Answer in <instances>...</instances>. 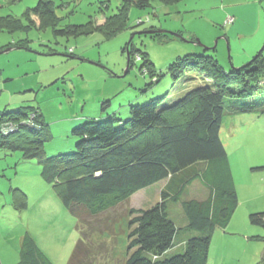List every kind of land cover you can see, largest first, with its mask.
<instances>
[{
    "label": "rangeland",
    "instance_id": "rangeland-1",
    "mask_svg": "<svg viewBox=\"0 0 264 264\" xmlns=\"http://www.w3.org/2000/svg\"><path fill=\"white\" fill-rule=\"evenodd\" d=\"M54 1L58 5L56 13L61 18L59 29L70 24H86L91 19L99 24L106 16L114 14L121 2ZM38 2L0 0V15L23 18L25 11ZM104 3L109 6L101 10ZM140 20L142 24H138ZM24 24L31 26L28 20H24ZM152 26L178 36L139 34ZM131 39L135 48L143 52V58L135 55L129 68L126 47ZM20 40L28 46L0 53V129L3 111L38 107L49 124L47 154L71 153L75 151L78 137L72 128L68 130L70 119L65 118L93 116L114 109L120 111L136 97L137 104L160 96H164L163 103H171L188 91L208 84L210 79L192 71L173 81L168 69L185 55H212L230 70L246 64L260 50L264 54V0H180L168 7L155 1L148 8L133 6L129 11V27L110 39L100 32L77 37L56 35L51 28L42 30L35 26L15 34L0 31V47ZM146 59L158 73V81L143 67ZM182 88L185 90L180 96ZM262 96L264 87L257 95L225 99L220 136L228 152L239 205L227 228L214 232L208 264H262L264 229L249 220L250 213L264 211ZM105 98L111 99V104L102 112ZM117 114L121 117L119 112ZM200 186L194 183L185 197L199 196ZM160 187L161 183L153 185L148 189L151 193L148 196L147 190L137 192L127 203L119 205L113 219L106 223L103 221L106 219L101 218L102 228L111 224L112 229L93 236L95 257L89 259L92 264H124L129 232L127 211L130 207L147 209L154 205L161 199ZM17 189L27 195L26 208L14 202L20 197ZM171 218L180 230L175 241L180 236L199 234L186 228L185 215L172 214ZM97 223L93 221L95 226ZM26 234L36 240L53 264H67L80 237L77 218L62 204L52 185L43 179L39 162L25 157L22 151L0 147L2 264L20 261L21 241ZM181 251L175 246L168 255Z\"/></svg>",
    "mask_w": 264,
    "mask_h": 264
},
{
    "label": "trees",
    "instance_id": "trees-1",
    "mask_svg": "<svg viewBox=\"0 0 264 264\" xmlns=\"http://www.w3.org/2000/svg\"><path fill=\"white\" fill-rule=\"evenodd\" d=\"M120 1L117 11L106 16L102 24L91 19L86 24L59 29L58 5L54 0H39L25 11L23 18L0 15V31L15 34L35 26L42 30L51 28L56 35L77 37L100 32L110 39L129 27L131 7L148 8L155 1L168 7L180 0ZM103 5L101 10L109 6ZM24 20L31 26L27 27ZM142 23L140 20L138 24ZM134 45L132 39L126 47L129 68L135 55L143 58V52ZM18 46L28 45L20 40L0 50ZM150 66L146 59L143 67L158 81V73ZM189 71L205 75L209 83L171 103H163L164 96H160L137 104L136 97L129 100L125 109L106 111L111 99L105 98L101 111L106 112L85 116L73 126L78 141L71 153L47 154L45 144L50 130L40 108L21 107L1 114L0 147L22 151L25 157L36 159L42 166L43 179L77 218L80 237L67 264H92L89 259L95 257L93 236L112 229L111 224L102 228L101 218L106 219L104 222L113 219L119 205L127 203L137 192H148L157 183L162 184L159 201L147 209L130 207L127 211L129 232L124 264H208L214 232L227 228L239 205L228 152L220 136L225 99L258 94L264 87V54L260 50L246 64L226 70L215 56L189 53L168 69L174 82ZM8 124L16 128L9 131ZM196 182L201 185L200 195L185 197ZM17 191L20 197L15 204L26 208L27 195ZM183 213L186 228L199 234L180 236L175 241L180 230L171 216H184ZM94 220L98 221L96 226ZM249 220L264 229V211L250 213ZM175 246L182 251L168 255ZM261 262L264 264V255ZM17 264L53 263L36 240L26 234Z\"/></svg>",
    "mask_w": 264,
    "mask_h": 264
},
{
    "label": "water",
    "instance_id": "water-1",
    "mask_svg": "<svg viewBox=\"0 0 264 264\" xmlns=\"http://www.w3.org/2000/svg\"><path fill=\"white\" fill-rule=\"evenodd\" d=\"M155 33H170V34H172V35H174L176 37L178 36L176 33H172V32H169V31H164V30H158V29H149V30H145V31L139 32V34H155ZM130 41H132V39ZM199 44L202 45L201 42H199ZM19 48H21V47H19ZM12 49H13L12 47H9V48H7L5 50H2V52H0V53L7 52V51H10ZM213 49H215V46L213 47ZM128 57H129V53H128Z\"/></svg>",
    "mask_w": 264,
    "mask_h": 264
},
{
    "label": "crops",
    "instance_id": "crops-1",
    "mask_svg": "<svg viewBox=\"0 0 264 264\" xmlns=\"http://www.w3.org/2000/svg\"><path fill=\"white\" fill-rule=\"evenodd\" d=\"M104 21H105V19H103L99 24L104 23ZM184 90H185V88H182L181 89L180 96H181V94H182V92ZM84 117L85 116H82L81 115V116H77V117H74V118H71V117L70 118H65L64 120H69L70 119V122H69L70 124H69L68 130H70L71 128H73L74 125H77V123L80 122ZM145 193H146V196L150 195V192L149 191L148 192L146 191Z\"/></svg>",
    "mask_w": 264,
    "mask_h": 264
},
{
    "label": "built area",
    "instance_id": "built-area-1",
    "mask_svg": "<svg viewBox=\"0 0 264 264\" xmlns=\"http://www.w3.org/2000/svg\"><path fill=\"white\" fill-rule=\"evenodd\" d=\"M31 118L33 119L34 117L32 116ZM7 127L9 128V131H13L16 128L15 125H11V124H8Z\"/></svg>",
    "mask_w": 264,
    "mask_h": 264
}]
</instances>
